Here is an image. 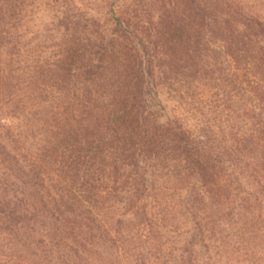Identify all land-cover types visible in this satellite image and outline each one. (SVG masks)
Returning a JSON list of instances; mask_svg holds the SVG:
<instances>
[{"label":"trees","instance_id":"16d2710c","mask_svg":"<svg viewBox=\"0 0 264 264\" xmlns=\"http://www.w3.org/2000/svg\"><path fill=\"white\" fill-rule=\"evenodd\" d=\"M0 264H264V0H0Z\"/></svg>","mask_w":264,"mask_h":264},{"label":"rangeland","instance_id":"374dc122","mask_svg":"<svg viewBox=\"0 0 264 264\" xmlns=\"http://www.w3.org/2000/svg\"><path fill=\"white\" fill-rule=\"evenodd\" d=\"M174 102L175 101L171 100L170 95H168L166 91H164L161 95L157 96L156 101H155V103L157 105L160 104L161 106H163L165 109V112L171 116H172V114H174V112L172 110Z\"/></svg>","mask_w":264,"mask_h":264}]
</instances>
